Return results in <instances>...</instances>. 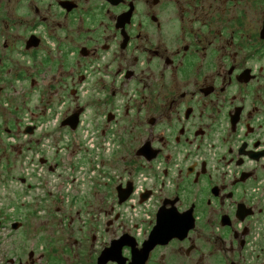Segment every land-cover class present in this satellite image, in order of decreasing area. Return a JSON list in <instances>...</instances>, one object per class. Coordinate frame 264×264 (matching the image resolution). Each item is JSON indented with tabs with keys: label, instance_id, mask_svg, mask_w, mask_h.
I'll list each match as a JSON object with an SVG mask.
<instances>
[{
	"label": "flooded vegetation",
	"instance_id": "af4514ba",
	"mask_svg": "<svg viewBox=\"0 0 264 264\" xmlns=\"http://www.w3.org/2000/svg\"><path fill=\"white\" fill-rule=\"evenodd\" d=\"M49 233L264 264V0H0V264H59Z\"/></svg>",
	"mask_w": 264,
	"mask_h": 264
},
{
	"label": "rangeland",
	"instance_id": "374dc122",
	"mask_svg": "<svg viewBox=\"0 0 264 264\" xmlns=\"http://www.w3.org/2000/svg\"><path fill=\"white\" fill-rule=\"evenodd\" d=\"M62 142H63V144H65L66 146H68L69 143H70V136H69V135H67V136H63ZM71 234H72V232H71ZM71 234H69V235L67 236V238H66V234L64 235V237L66 238L65 241H64L65 244H69V245L72 244L71 239H69V238L71 237ZM59 237H60V234H59V233H54V234L49 233V234H46V242L51 238V239H52L51 244H52L53 246H52V245H48V247H46L44 253H45V255H46L47 257H49V258H51V259H53V260H55V261H59V264H72L71 262H72L73 260H75V258H74V256H72L71 254H67L66 257H60L61 255H58L57 257L55 256L54 258L52 257V254L54 253V249H57V248L60 247V246H59V243L57 242V240L60 239ZM61 237H63V236H61ZM34 238H35V237H34L33 235H30V236L28 237V241H29V245H30V246H31V243L35 241ZM57 245H58V247H56ZM39 251H40V250H39ZM51 259H50V260H51ZM47 260H48V259H47ZM63 260H64V261H63ZM75 261H76V260H75Z\"/></svg>",
	"mask_w": 264,
	"mask_h": 264
},
{
	"label": "water",
	"instance_id": "95a60500",
	"mask_svg": "<svg viewBox=\"0 0 264 264\" xmlns=\"http://www.w3.org/2000/svg\"><path fill=\"white\" fill-rule=\"evenodd\" d=\"M72 123V119H70L69 121L67 122H63L62 125H66V124H71ZM73 126V125H72Z\"/></svg>",
	"mask_w": 264,
	"mask_h": 264
}]
</instances>
